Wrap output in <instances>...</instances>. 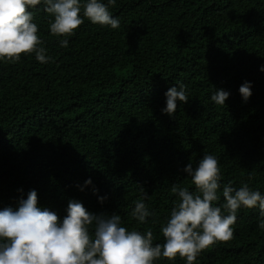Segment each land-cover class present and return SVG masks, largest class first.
Wrapping results in <instances>:
<instances>
[{
	"label": "trees",
	"instance_id": "1",
	"mask_svg": "<svg viewBox=\"0 0 264 264\" xmlns=\"http://www.w3.org/2000/svg\"><path fill=\"white\" fill-rule=\"evenodd\" d=\"M30 10L52 60L0 61V209L36 190L61 218L76 199L97 214L117 212L129 230L151 229L163 244L172 185L194 190L183 169L205 153L217 156L222 186L264 193V0H116L109 10L119 28L84 18L66 48L43 5ZM181 83L189 101L169 116L165 93ZM215 89L230 92L224 105L211 100ZM145 193L155 215L141 224L131 211ZM259 220L258 208H241L233 238L195 264H264Z\"/></svg>",
	"mask_w": 264,
	"mask_h": 264
},
{
	"label": "clouds",
	"instance_id": "2",
	"mask_svg": "<svg viewBox=\"0 0 264 264\" xmlns=\"http://www.w3.org/2000/svg\"><path fill=\"white\" fill-rule=\"evenodd\" d=\"M115 3L116 0H0V61H18L22 53H34L35 59L45 64L52 60L39 35L35 13L30 10L37 5L42 4L51 17L50 34L64 37L59 45L66 48L67 37L75 34L84 18L93 24L119 28V18L109 10ZM260 70L264 71V65ZM239 92L247 102L252 96L251 82L245 81ZM229 96V91L215 89L211 100L224 105ZM165 97L162 112L169 116H174L178 103L189 101L182 83L170 87ZM183 171L191 178L194 190L172 185L177 200L166 221L160 224L163 244H154L151 229L129 230L117 212L97 214L76 199L68 201L67 214L61 218L41 206L37 191L31 190L26 199H20L18 207L0 209V264H155L162 257L174 260L177 256L185 264H195L202 251L233 238L241 208H258V227L264 230V193L250 188L248 183L239 188L232 182L222 186L216 155L205 153L196 167L189 163ZM92 183L89 178L85 186ZM221 195L224 202L218 205ZM146 197L147 193L133 201L131 211L141 224L155 215L146 205ZM98 199L103 204L107 197Z\"/></svg>",
	"mask_w": 264,
	"mask_h": 264
}]
</instances>
